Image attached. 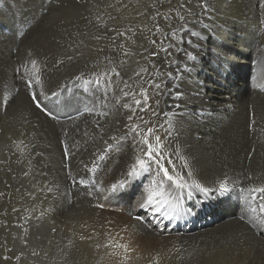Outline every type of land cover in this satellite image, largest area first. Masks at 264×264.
<instances>
[{
    "label": "rangeland",
    "instance_id": "rangeland-1",
    "mask_svg": "<svg viewBox=\"0 0 264 264\" xmlns=\"http://www.w3.org/2000/svg\"><path fill=\"white\" fill-rule=\"evenodd\" d=\"M43 3L42 15H36L17 60L8 66H0V91L12 92L6 119L0 125V161H6V164H0V191L6 193L5 197H0V223L9 226L7 231L0 228V244L7 241L6 246L0 248V264H46L48 235L73 244L74 235L92 225H82L83 220L107 219L98 208L104 191L97 189L106 188L111 175L105 161L98 157L105 154V141L109 144L113 134L112 129L104 124L115 111L111 103L117 99L120 105L133 102L131 97H123L121 90L136 92V98L140 99L141 86L154 94L148 92L149 97L159 94L167 53L161 51L157 57L150 56L151 51L161 49L156 27L175 25L179 28L189 22L191 8L197 5L196 0H155V8L152 7L154 0H44ZM181 4L186 6L182 8ZM157 11L169 15L171 19L163 20L156 16ZM176 11L185 19L176 17ZM259 28V42L251 61L257 62L254 81L262 83L264 26ZM113 30L126 32L135 43L126 37L116 36ZM96 36L102 39L96 40ZM151 39L158 42L155 48L150 44ZM145 48H148L147 52ZM125 51L131 55H125ZM33 60L37 62L36 68L31 63ZM141 68L147 71L137 77L135 73ZM113 69L120 72L119 77L115 76ZM11 70L16 72L14 82L9 79ZM157 72L160 74L157 75ZM101 73L107 75L101 76ZM221 75L225 76L222 72ZM37 76L39 84L35 83ZM78 76L81 77L79 80ZM97 77L102 86H96L94 81ZM29 80L32 81L31 89L28 87ZM125 82L130 87L126 88ZM153 84H158L159 88L153 87ZM216 84L218 86L219 82ZM31 91L38 94L41 107L33 103ZM53 92L58 95L52 96ZM44 94L49 99H45ZM47 109L57 113L60 110L61 113L83 110L82 115L85 116H73L75 118L70 122L58 121V124L47 117ZM245 109L246 125L242 132L223 137L221 160L224 154L240 157L247 166L264 165V129L255 127V124L264 122V99H254ZM143 118L155 124L165 122L168 125L175 121L169 114L162 118L143 114ZM154 132L155 135L159 133L161 138V155L169 172L178 173L183 168L187 172L194 170L195 166L189 158L191 149L183 140L170 138L161 128ZM211 139L216 138L200 139L201 145H210ZM150 142L155 144L154 138ZM65 145L68 147L67 158ZM93 166L97 171H90ZM158 171L155 165V172ZM78 175H86L92 181L96 179V186L76 184L73 179ZM219 176L215 179L216 188L223 180V174ZM157 179L166 178L161 176ZM90 192L92 195L88 194ZM57 210L64 217L55 218ZM69 221H77L78 228H73L76 224ZM250 234V229L246 227H235L214 238L198 239L197 246L190 251L164 248L154 258L138 264H194L191 258L198 257L199 251L205 259L195 264H244L245 259L258 249ZM24 239L28 241L27 246L22 242ZM98 239L88 242V247L71 264H105L102 257L107 253L106 242ZM32 251L39 255H31ZM14 255H21V259L15 260ZM3 256H13V259L5 262Z\"/></svg>",
    "mask_w": 264,
    "mask_h": 264
},
{
    "label": "bare ground",
    "instance_id": "bare-ground-1",
    "mask_svg": "<svg viewBox=\"0 0 264 264\" xmlns=\"http://www.w3.org/2000/svg\"><path fill=\"white\" fill-rule=\"evenodd\" d=\"M196 1V7L191 8V12L188 10L190 12L188 23L179 28L175 25H164L161 28L163 32H159L161 49L168 48L169 44L175 46L169 49L170 56L168 53L166 54L165 74L161 82V90L159 94L150 97L148 101V105L156 115L152 116L151 111L141 112L138 109L135 115L140 117L143 114H149L154 118H162L166 114L171 115L175 119L173 123L170 122L167 125L165 122L158 124L151 122L149 126L154 125L157 130L161 128L170 138L183 140L182 142L191 149L189 158L195 166L194 170L187 172L188 170L183 168L178 171L189 187L178 189L166 182L164 187L169 193L167 205L198 216L216 214L218 220L223 216L222 213L226 215L245 213L247 219L243 221L234 218L225 222H215L203 229H199L200 226H195L198 229L187 234L181 230L175 235H162L149 230L126 207L110 208L101 197L99 205L103 204L104 207L99 208L98 206V208L103 211L107 219L83 220L82 225H92L82 228L81 230L84 232H77L74 235L75 243L69 240L73 244L56 239L54 235L53 237L48 235V244L46 243L48 250L45 251L47 254L46 264H71L77 255L86 246L88 247V242L96 241L98 238H102L106 242L107 253L102 257L105 264H138L149 258H154L164 248L176 249L179 252L190 251L191 248L197 246L198 239L214 238L223 234V231L235 227L250 229V238L258 246L255 253L245 259L244 264H264V223L261 222L264 221V214L259 213L260 201L253 200L250 194L239 191L240 188L264 184V165L258 163L255 166H247L244 160L241 162L240 157L224 154L223 160H221L223 137L228 138L240 134L246 125L244 123L245 106L254 99H264V93L250 89L251 83L254 82L253 67H257V62L251 60L255 57L259 42L258 28L264 26V0ZM43 2L44 0H0V66H8L17 60L36 15L43 9ZM173 31L176 33L174 36L171 35ZM164 33H168V36H165ZM187 52H191L194 59L189 60ZM169 72L172 73L171 76L167 75ZM221 72L228 77L225 78ZM262 74L264 73L262 72ZM15 76V70H11L9 72L10 81H16ZM218 82L220 89L216 84ZM11 93L0 91V125L6 119L5 113L11 102ZM157 100L158 104L155 103ZM111 104L115 111L108 121L103 123L112 129L111 137L116 136L117 139H110L109 144L113 146L111 149L105 148L106 158L104 161L107 164L111 180L106 188H103L105 190L102 195H107L113 184L119 186L118 182H124L127 178L134 177L128 174L130 166L135 163L136 155H142L139 149L144 147L139 143V136L133 133L130 128L124 127L125 124H140L143 128L144 125L141 124V121L139 119L128 121L127 116L131 114V111L122 107L118 99ZM129 105L136 108L133 102ZM60 111L58 113H61ZM255 127L264 129V122L255 124ZM180 133L182 134L180 135ZM183 133H188L190 136L186 137ZM210 136L216 138L211 139L213 144L201 145L200 139ZM98 163L100 164V162ZM222 174L223 180L227 178L229 187L232 188L231 192L223 195L215 187L216 185L214 186L215 179ZM139 179L142 185L133 193V207L136 208L134 213L147 196L146 189L154 180L159 181L155 172V164H152L148 171L141 170ZM196 185L200 187L198 188ZM202 189H208V191L205 192ZM120 193L123 194L124 191L121 189ZM241 196L244 197L243 205L238 203ZM250 206L256 207L257 213L253 214L247 211ZM152 207L154 206L146 209ZM58 210L55 218L64 217ZM69 222L76 224V227L73 228H78L77 221ZM170 225L174 229L178 228L175 222H171ZM81 236L85 239H80ZM36 242L34 243L36 244ZM191 259L195 264L205 258L199 251V256ZM165 263L171 264L170 262Z\"/></svg>",
    "mask_w": 264,
    "mask_h": 264
},
{
    "label": "snow or ice",
    "instance_id": "snow-or-ice-1",
    "mask_svg": "<svg viewBox=\"0 0 264 264\" xmlns=\"http://www.w3.org/2000/svg\"><path fill=\"white\" fill-rule=\"evenodd\" d=\"M170 2V0H169ZM186 4H181V7H185ZM152 7L155 8L156 7V3L154 0V3L152 4ZM156 16L161 17L163 20L167 21L169 19H171V17L169 15H164L162 13H160L159 11L156 12ZM175 16L178 17L180 20H184L185 17L183 15L180 14L179 11L175 12ZM153 19H155V17H153ZM116 32V36L118 37H126L127 40L132 41V43H135V40L132 39V36H128L126 32L124 31H119V30H113ZM129 31H131V29H129ZM156 31L157 32H163V30L157 25L156 27ZM165 36H168V33H164ZM171 35H176V33L173 31L171 33ZM96 40H100L102 39L101 36H96L95 37ZM113 39H115V37H113ZM150 44L153 48L156 47L157 45V41L155 39H151L150 40ZM175 45L173 44H169L168 48H163L160 49L159 51L153 50L150 52V56L151 57H157L160 55V52L163 51L165 53H168V55L170 56L171 53L169 52V49L174 47ZM141 47H143V45H141ZM102 51V49H101ZM145 51H148V48H145ZM125 55H131L130 52L125 51L124 53ZM187 58L189 60L194 59L193 55L191 52H187L186 53ZM69 59H71V57H69ZM33 68H36V61L33 60L31 61ZM121 63H123V61H121ZM115 74V76L119 77L120 76V72L115 71V69L112 70ZM147 69L145 68H141L140 72H136L135 75L137 77H139L141 75V73L146 72ZM157 75H159L160 73L157 72ZM101 76H106V73H101ZM168 76H171L172 73H167ZM78 80L81 78L80 76L76 77ZM87 82V81H86ZM97 86H102V82L99 79V77L96 78V80L94 81ZM35 83L39 84L40 83V79L37 76ZM31 85H32V81L29 80L28 81V87L29 89H31ZM125 87H130L127 82H125ZM153 87L155 88H159L158 84H153ZM122 91V95L123 97H131V99L133 100V103L136 105V108H133L132 105H129L127 103L122 104L121 106L124 108H128L131 111V114L127 116V120L128 121H133L134 119H139L141 121V124L144 125V127L142 128L140 124H125L124 127L125 128H130L131 131L133 133H135L137 136H139V143L141 145H143L144 147L139 149L140 152H142V155H136L135 157V163H133L130 166V171H129V176H136L140 174V171H148L151 169L152 164H155L157 166V168L159 169V171L156 173L157 177H163L166 178L165 179H160L158 182L157 181H153L152 184L146 189L147 192V196L143 199V203L140 204V207L142 208H148L151 206H155V211L160 212L161 211V207L163 205H166L168 203L167 200V196H168V192L165 189L164 185L165 183H170L171 185H174L176 188L178 189H184L189 187V185L187 184V182L185 181L184 177L181 176L179 173H177L176 175H172L169 173V168L165 167L163 161H164V157L161 155V150H162V145L160 143V137L158 135L154 134L155 131V126H149L151 124L150 120H144L143 116L140 117H136L135 113L137 111V109L141 112H149L151 111V115L155 116L156 113L154 110L151 109V107L148 105V101L150 99L149 94H148V90L147 88H144L143 86H141V88L139 89V94H140V99L136 98V92H130V91ZM58 93L53 92L52 96H57ZM38 94L35 91H31V99L33 101V103L36 104L37 107H41V102L40 100L37 98ZM48 97L45 96V99H47ZM155 103H159V101L157 100ZM155 140V144H153L151 141V139ZM112 140H116L117 137L113 136L111 137ZM121 139H123V137H121ZM105 145L108 149H111L113 146L111 144H108L107 141H105ZM64 151H65V156L67 158L68 155V147L67 145H65L64 147ZM100 160H104L106 158V156L104 154L100 155L98 157ZM169 163H171L169 161ZM0 164H6V161H0ZM173 167H175L173 165ZM85 168H87V165H85ZM10 171V169H8ZM90 171L95 172L97 171L96 167H93L92 169H90ZM250 179V177H249ZM80 183H84L83 180L80 181ZM91 184L96 186V181L93 180L91 181ZM119 186H123L124 182L120 181L118 182ZM117 184H113L111 187L113 190L117 189ZM196 187H200L199 185H196ZM233 187H235V185H233ZM203 191L207 192L208 189H202ZM218 190L220 192V194H227L229 192L232 191V188L229 187V180L227 178H225L224 180L219 182L218 185ZM100 192H103L104 189L100 188L99 189ZM240 192H245L250 194V196L252 197L253 200L258 199L260 201L258 208H259V213L260 214H264V184H261L259 186H253V187H249V188H240L239 189ZM89 195H92V193H88ZM6 193L0 191V197H5ZM99 207L103 208L104 205L100 204L98 205ZM13 211H16V209H13ZM247 211L255 214L257 213V208L256 207H249L247 209ZM262 223H264V221H261ZM255 226V225H254ZM0 228H3L5 231L8 230L9 226L6 223H0ZM54 231V229H53ZM90 238V237H89ZM80 239H85V237L81 236ZM23 244L25 246H27L28 241L27 239H24ZM7 244V241H5L4 244H0V248H4ZM97 248L100 247L99 244L96 245ZM9 251H11V249H8ZM31 255L33 256H37L39 255L37 252L32 251ZM15 260L19 261L21 259V255H14ZM13 259V256H3L2 260L5 262H10Z\"/></svg>",
    "mask_w": 264,
    "mask_h": 264
},
{
    "label": "clouds",
    "instance_id": "clouds-1",
    "mask_svg": "<svg viewBox=\"0 0 264 264\" xmlns=\"http://www.w3.org/2000/svg\"><path fill=\"white\" fill-rule=\"evenodd\" d=\"M227 77L228 75L225 74V78ZM46 114L49 117H51L47 111H46ZM65 114H67V112ZM51 118L61 123L67 122V120H59L54 117H51ZM81 180H83L84 183H80ZM73 181L76 184L80 183V185L85 186V187L93 186L91 184L92 179H90V177L86 175H78L76 178L73 179ZM141 185L142 183L140 182L139 175L134 176V177H129L124 181V184L122 187L117 186V189L115 190L111 188L107 195H102V200L106 205H108L110 208H113V209L126 207L149 230H151L152 232L161 233L162 235H169V234L175 235V234L180 233L181 230H183L184 234H187V233H191L197 230L198 228H195V226H200L199 229H203L215 222H225V221H228L234 218H239L240 220H243V221L247 219V217L242 218L239 216L229 218V215L222 213L224 215L218 220V217L216 214H214L216 218H212L211 215L210 216H207V215L198 216L194 213L190 214L188 212H182L180 210H177L176 208H173L172 205H167V204L161 207L160 212L155 211V206H154L148 210L146 208L140 207L134 213L136 208L133 207L134 206L133 193L135 192L136 189L140 188ZM121 189L124 191L123 194L120 193ZM171 222H175L178 228L174 229L173 227H171L170 225Z\"/></svg>",
    "mask_w": 264,
    "mask_h": 264
}]
</instances>
